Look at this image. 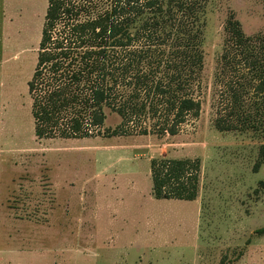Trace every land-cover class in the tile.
<instances>
[{"label":"rangeland","instance_id":"1","mask_svg":"<svg viewBox=\"0 0 264 264\" xmlns=\"http://www.w3.org/2000/svg\"><path fill=\"white\" fill-rule=\"evenodd\" d=\"M48 0H0V264H264V133L220 131L230 15L264 33V0H210L198 118L177 135L38 138L28 82ZM201 161L194 201L156 199L151 162Z\"/></svg>","mask_w":264,"mask_h":264},{"label":"trees","instance_id":"2","mask_svg":"<svg viewBox=\"0 0 264 264\" xmlns=\"http://www.w3.org/2000/svg\"><path fill=\"white\" fill-rule=\"evenodd\" d=\"M210 0H48L37 63L28 82L38 138L101 133L106 110L130 132L177 135L198 118ZM219 58L220 131L264 133V33L247 35L233 14ZM254 170L264 162V144ZM201 161L151 162L156 199L194 201ZM259 232H264L261 229Z\"/></svg>","mask_w":264,"mask_h":264}]
</instances>
